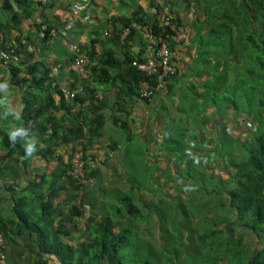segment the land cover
<instances>
[{
  "label": "trees",
  "instance_id": "1",
  "mask_svg": "<svg viewBox=\"0 0 264 264\" xmlns=\"http://www.w3.org/2000/svg\"><path fill=\"white\" fill-rule=\"evenodd\" d=\"M0 2V32L7 36L2 47L7 49L12 31L19 32L18 29L25 24L38 31L44 30L45 43L50 40L54 28L48 24L47 13L53 2L50 6L39 0ZM207 2L203 5V21L208 25L200 26L196 21L193 28L200 36L191 32L180 45L176 43L171 30L160 25L157 16H149L146 21L147 16L141 9L129 17L117 19L121 29L118 21L116 23L113 19L115 29L111 39H94L83 47L92 61L93 75L88 81H81L73 75L74 81L69 86V92L73 94L70 101L65 100L64 92L59 87H52L51 69L44 63H30L28 59L20 66H11L10 82L26 87L24 129L28 133L42 131L45 127L43 119L48 118L50 121L53 108L72 114L71 126L53 127L50 138L61 142L69 140L74 149L82 145L83 159L88 166L87 178L92 180L86 185H79L68 175L74 191L68 197L69 208L65 213L50 200H40L42 213L39 218L51 224L58 219L57 231H43L39 223L32 225L39 227L38 231L43 235L41 250L55 254L61 264H126L128 250L132 252L133 264H264V3L261 0H242L241 4L232 0ZM194 4L200 6L203 0L194 1ZM36 14L46 21L40 23L35 18ZM4 16L8 19L6 24L3 22ZM169 16L174 23L183 27L184 18L178 13L172 10ZM134 23L146 25L156 39L162 38L172 51L182 56L177 63V73L165 80L164 90L155 92L144 101L145 104L159 102L155 110L163 113L167 110L165 103L174 104V100L178 101L175 110L194 120L192 127L196 132L192 135L189 129L183 130L182 125L176 126L178 139L175 148L170 150L166 146L174 140L161 131L163 127L167 129V124L158 125L162 128L160 133H149V151L155 156L162 152L174 156L177 159L173 164L176 170H179L181 161L186 160L187 155L193 157L195 166L187 165V183L170 185L173 190L184 185L189 200L174 194L175 190L172 194L168 190L167 195L159 194L158 201L147 205L149 214H137L132 211L128 197L123 199L128 203L126 208L119 209L111 205L119 216L115 218L106 210L108 204L98 197L99 211L92 208L87 191L91 189L94 196H108L100 175L111 158L102 166L97 162L98 155L105 151V146L99 142H103L106 134L107 120L118 126L119 134L131 142L134 132H131L130 126L136 123L133 114L140 84L145 80L151 84L156 81V77H147L132 65L134 60H142L144 56V50L136 53L132 48L137 33L132 28ZM125 28H132V33L123 42ZM98 44L101 46L100 52L97 50ZM110 44L120 48V57L115 49L108 48ZM4 73L5 68L0 61V91L6 84ZM102 85L105 89H102ZM42 93L46 96L44 103L38 101ZM100 95H103L102 99ZM57 97L60 99L59 104ZM87 102V108L72 113L78 104ZM111 102L112 111L107 118L103 111ZM230 113L241 131L247 121L252 122L247 138H235V134L227 132L228 127L231 128L227 122ZM186 118L182 116L180 122ZM241 121L243 126L239 125ZM232 128L238 131L237 127ZM19 136L16 131L15 135L6 133L3 137L0 147L8 150V153L5 156L0 153V166L9 157L27 155L32 149L20 143ZM186 137H189L192 145H185ZM98 144L102 148L98 150L103 152L95 148ZM187 146L192 148L191 153L187 150L184 152ZM50 148L49 145L43 151L46 159H49L46 153L54 154ZM106 148L109 153L116 154L121 147L118 141H111ZM25 150L27 153L23 152ZM121 158L122 172L119 175L112 173L113 181L119 182L121 177L126 178L127 172ZM64 167L66 174L71 172V165ZM219 170L220 173H217ZM159 173L162 177L168 176L165 168L159 169ZM208 175L213 179H205ZM193 176H196L197 182H191ZM96 186L101 187V193H96ZM49 190L52 191V186ZM190 190L194 194L189 193ZM110 192L117 194L118 188ZM115 198L118 201L120 197ZM86 206L91 208L86 221V242L77 247L63 244L62 240L71 236L69 226L76 218L84 217ZM28 215L19 213L21 220L26 223L29 222ZM35 216L36 212H33L30 218ZM153 217L156 218L158 236L148 229L142 231L135 226L138 222H150ZM0 232H5L4 219H0ZM142 232H146V235ZM38 264L47 262L43 260Z\"/></svg>",
  "mask_w": 264,
  "mask_h": 264
},
{
  "label": "crops",
  "instance_id": "2",
  "mask_svg": "<svg viewBox=\"0 0 264 264\" xmlns=\"http://www.w3.org/2000/svg\"><path fill=\"white\" fill-rule=\"evenodd\" d=\"M171 1L172 0H125V2L121 3L119 0H49L46 6H50L52 2L53 5L48 9L47 15L49 19L47 21L49 25H52L54 30L50 35V40L46 43L44 41L46 36L44 30L38 31L25 24L20 27V30L18 29L19 32L12 31V36L8 37L10 43L8 48L5 49L2 47V43L7 36L4 34L2 35L0 32V56L7 54L13 48L17 50L16 57L12 60L11 65L4 67L6 84L0 91V115L4 117L3 120L0 119V142L6 133L15 135L17 131L20 135V143L24 144L28 149L29 147L32 148L28 151L29 155H14V157H9L6 163L0 166V219L2 221L4 219L5 225V253L8 261L12 264H38L43 260L46 261L47 264H61L55 254L43 252L41 250L43 235L39 233V227L33 226L32 223H39L40 226L43 227V231L53 233L57 231L58 219L51 224V222L45 223L39 218L42 213L40 200H50L56 207L59 206V209H61L63 213L69 208L68 197L72 195L74 188L71 184V179L68 177L70 172L66 174L64 165H70L74 145L71 144L69 140L67 142H61L50 138L53 127L60 125L67 128L71 126L72 122V119H70L73 117L72 114L64 113L63 110L57 108L52 109L50 121L48 118L43 119L45 127L42 131L28 133V131L24 129L23 115H25V109L27 107L26 87H19L10 82L11 66H20L28 59L30 63H44L51 69L50 77L52 79V87H59L63 92L70 91L69 86L74 81L71 61V56L73 54L68 45L69 38L64 36L65 31L68 29L66 25L67 22L65 21L69 19L70 13L75 14L77 21L74 23V27L68 29V31L75 33L81 45H83L82 48L89 44L91 40L98 39L104 41L106 39L103 33L107 29V23L110 18H113L117 23V19L129 17L132 13L141 9L147 16V21L155 7L159 8L160 11L167 15H169V12L172 10L175 14L178 13L184 18L182 21L184 24L183 28L187 30L190 36L191 32H194V28L193 23L189 22L193 20L196 22L198 19L192 18L187 20V15L176 12ZM189 1L190 0H184L186 3H189ZM192 1L197 2L201 0ZM14 7L16 8L17 6ZM202 10V5H196V11L194 13L201 16ZM35 18L39 19L40 23L46 21L44 17H40L38 14H36ZM7 20V17L4 16L3 22L5 24ZM134 24H136L134 29L137 33L134 37L135 43L132 45V48L136 53L144 50V58L151 54L152 47L145 36V25ZM118 26L121 29L119 21ZM28 38H30V40H28ZM62 41L65 42L66 46L62 45ZM97 46V50L100 52V44ZM108 48L115 49L117 55L119 57L121 56L122 52L118 46L110 44ZM66 49H68V55L66 54ZM55 51L60 52L61 55L57 56ZM181 58L182 56H180V59ZM78 86L79 89H81V84ZM101 87L105 89V86L102 85ZM44 95L45 93H42L38 96V101L41 103H44L46 99ZM100 96L102 99L103 95ZM56 101L57 104H59L58 102L60 99L57 97ZM143 103L145 104V102H137V105L143 106ZM111 108L112 102L109 103L107 109L103 111L105 117L108 118L111 114ZM74 112H76L75 108L72 110V113ZM135 112L133 114V120L135 119ZM8 116L11 121L13 120L16 122V125L15 127L9 126V129H5V126L9 124L5 118ZM105 125L106 134L102 139L103 142H99L105 146V151L98 150V148L102 149L99 144L96 145L95 148L97 151L103 152V154L97 153V155L99 154L98 157L100 155L112 154L110 158L113 161L115 155L118 156L119 151H116V154L109 153V151H106V147L109 145V142L117 141L120 129L118 126L113 125L112 122H108ZM134 125L131 124L130 126L131 132H134ZM157 127L159 128V126H156V128ZM51 142L53 143L51 144ZM118 143L119 147H121L120 149H122V143L119 141ZM49 145L51 146L50 149L54 151V154L49 155L46 153L45 155L49 157V159H46L43 155V151L47 150ZM23 152L27 153L26 150ZM40 152L42 154H40ZM0 153L5 156L8 150H2L0 147ZM107 164H109V161ZM103 170L104 168L102 171ZM50 186H52V191L49 190ZM19 202L20 206L18 207ZM86 209L84 208V217L76 218L69 226L68 230L71 232V236L70 238H64L62 240L63 244L66 243L71 247H77L79 244L86 242V221L90 216L91 208L86 206ZM33 212H36V216L30 218ZM19 213L24 216L28 213L29 222L26 223L23 219L21 220ZM50 242H52V240H50Z\"/></svg>",
  "mask_w": 264,
  "mask_h": 264
},
{
  "label": "rangeland",
  "instance_id": "3",
  "mask_svg": "<svg viewBox=\"0 0 264 264\" xmlns=\"http://www.w3.org/2000/svg\"><path fill=\"white\" fill-rule=\"evenodd\" d=\"M232 1L235 2L236 4L242 3V0H232ZM263 1L264 0H261L262 4L264 3ZM205 2L206 0H203L202 6L204 5ZM190 3H186L184 2V0H172L171 1V4L174 6L176 12H179L182 15H187L186 16L187 20L196 18L198 19L196 21H198V24H200V26L208 25L207 22H205V20L203 21L204 10H202L201 16H199L197 13H194L196 11L195 9L196 5L194 4V2L191 1ZM207 3H210V0H208ZM200 21L201 22L203 21V23H200ZM191 22L194 24L195 21L193 20V21H190L189 23ZM193 34L200 36L198 31H194ZM61 43L62 45L66 46L65 42L62 41ZM55 53L57 56L61 55L60 52L55 51ZM66 54L67 55L69 54L68 49H66ZM157 104H159V102L157 103L156 101H153L152 104L149 106L146 104H144L143 106L141 105L138 107L136 106L134 120H136L135 122L137 123H135V125L133 126L134 133H133V139L131 142H128V140L126 139V136L119 134L117 141L121 142L124 148L119 150L118 156L115 155L113 161L112 159L109 160V164L105 166L104 170L102 171L100 175L101 180L103 181L102 186L107 187L108 196L106 198H103L101 194H97L98 196H94V194H92L91 192V189L87 191L90 206L94 209L96 208L95 209L96 211H99V202H98V199H99L100 201H103L104 203L108 204V206H106V210L110 214L114 215L115 218L117 217L119 218L116 210L112 209L111 205L119 209H122V207L126 208L128 206V203L123 199L124 198L127 199L129 197L130 198L129 204L131 206L132 211L137 212V214L141 212H145V214H149V206L147 207V205L149 204L152 205L153 203L158 201L160 198L159 194L167 195L168 190L171 191L170 192L171 194H172V191L174 192L175 190L176 192H174V194L178 196L180 195V197L182 198H188L189 200L190 196L186 197L187 195L185 194L186 189L184 188V185L181 186L182 189H185L184 192H182L181 188L173 190L172 188H170V185L180 186V184H182L183 182L184 183L188 182L185 175H186L187 165L195 166L193 157H190L189 155H187L186 156L187 159L181 161L180 163L181 166L179 170L178 169L176 170L173 164L176 163L177 159L174 156L173 158L170 154H164L165 152L164 153L162 152L161 155L160 153H158L157 156H155L154 153H151L149 151V138H150L149 133L153 131V133H156L157 135L158 132H160L159 130H161L162 128L159 129L158 127L156 128V126L167 124V129L166 127L165 128L163 127V130L161 131L164 133L166 132L165 134L173 138L172 140L174 141L169 142V146H166L167 149L172 150L175 148V145H176L175 141L178 139L176 138L177 131L175 127L182 125L183 130L189 129V134L195 135L196 132H194L193 127H192L194 125L193 124L194 120L190 118L189 115L186 118L185 115H182L181 113L175 110V105L176 106L179 105L178 101L176 100H174V104H171V102L170 103L168 102V104L165 103L167 110L163 113L160 110L156 111L157 110L156 106H158ZM182 116L183 118H186V120H184L183 122H180V119L182 118ZM5 118L9 123V124L6 123L8 125L5 126V129H9V126L15 127L16 125L15 121L13 120L11 121L9 116ZM232 118H233L232 113H230V116L227 119V122H229V125L231 126V128L229 129L228 127L227 132L230 134H235V138L237 137L247 138L248 137L247 134L250 135V129H252V125H253L252 122L247 121V125L244 124L243 126V122L241 121V123H239V125L242 124L243 126L242 131H241L240 127L238 126V123L235 124ZM0 119L3 120L4 117H1L0 115ZM232 127H237L238 131L232 130L233 129ZM122 131L124 132V130ZM239 131L242 132L241 135ZM127 133L128 131H126V134ZM164 133L163 135L165 136ZM156 135L154 138H156ZM192 135H189V136L192 137ZM158 137L160 136L158 135ZM108 138H111V137H108ZM188 138L189 137L185 138V141H186L185 145H192V142L190 143ZM187 147L188 148L185 149L184 152H186L187 150L188 152L191 153L192 148L189 146ZM106 151H109V150L106 149ZM159 156H160V159H159ZM119 157H122L121 159H123L124 164H125V170H126L125 172L127 173H125L126 178L121 177L120 181L118 182L116 180L113 181V176H111L112 175L111 173L115 172L119 175L122 172L121 169H123V167L119 161ZM164 168L166 169L168 176L162 177V175L159 173V169H164ZM217 173H220V170L217 171ZM206 178L208 179V181L210 179L211 180L213 179V177H211L210 175L205 177V179ZM197 181L198 179L196 178V176H193V181L191 182L194 183ZM95 184L98 185V182H96ZM159 186L160 188L158 189ZM100 188H101L100 186L95 187L96 193L100 192ZM116 188H118L117 194L110 192L111 190L114 191ZM189 193L194 194L192 190H190ZM155 194L157 195L153 197L152 195H155ZM89 195H92V196L89 197ZM115 197L117 198L120 197V198H118V201H117ZM123 211L124 209L122 210V212ZM125 214H127V212ZM135 226H138V228L141 229L142 231H145L146 229H148L149 232L153 233L155 236L159 235L156 218L154 217L150 220V222L149 221L148 222H138ZM142 234L146 235V232H142ZM256 245L257 244L255 243V246ZM126 259H127L126 264H133L132 252L130 250L126 252Z\"/></svg>",
  "mask_w": 264,
  "mask_h": 264
},
{
  "label": "built area",
  "instance_id": "4",
  "mask_svg": "<svg viewBox=\"0 0 264 264\" xmlns=\"http://www.w3.org/2000/svg\"><path fill=\"white\" fill-rule=\"evenodd\" d=\"M42 1L45 5L49 0H39ZM151 16L158 17L159 23L162 27L168 28L174 34V39L177 44L183 43L189 37V33L183 27L178 26L173 22L171 17L166 13H163L159 8L155 7ZM77 21V17L74 13H70L69 19L65 22L68 29L74 27V23ZM136 24L132 26L135 27ZM132 28H125L122 34V41L126 40L132 33ZM145 36L149 41L150 46L152 47L151 54L145 56L142 60H134L132 65L140 72L146 74L147 77L154 78L156 77L155 84L145 80L140 84L139 95L136 97L137 102H144L146 99H149L153 96L155 92L164 90L165 80L173 77L177 73V63L180 61L179 52L172 51L166 41L162 38L156 39L148 30L146 25ZM65 31L64 36L69 38L68 45L73 54L72 70L74 74L81 81H88L92 75V61L89 55L83 50L80 40L75 35V33L70 31ZM115 29V23L113 18H110L107 23V29L103 33L105 38H112ZM17 50L13 48L7 54L0 56V61L4 67L10 66L12 60L16 57ZM57 71V70H56ZM64 98L66 101H70L73 98V94L69 91H64ZM90 102V101H89ZM89 102L84 104H78L76 111L85 109L89 106ZM112 157V154L109 155H100L97 159L98 165L102 166L106 163V160ZM93 164V163H92ZM71 172L70 176L75 179L79 185H86L92 182L91 179L87 178L88 166L83 159V149L82 145H77L72 153L71 161ZM6 249V239L3 233L0 232V264H12L8 261L7 255L5 253Z\"/></svg>",
  "mask_w": 264,
  "mask_h": 264
},
{
  "label": "clouds",
  "instance_id": "5",
  "mask_svg": "<svg viewBox=\"0 0 264 264\" xmlns=\"http://www.w3.org/2000/svg\"><path fill=\"white\" fill-rule=\"evenodd\" d=\"M105 38V37H104ZM107 39V38H106Z\"/></svg>",
  "mask_w": 264,
  "mask_h": 264
}]
</instances>
